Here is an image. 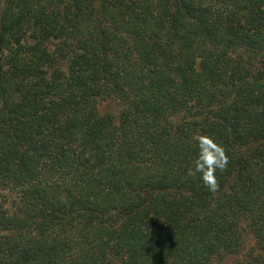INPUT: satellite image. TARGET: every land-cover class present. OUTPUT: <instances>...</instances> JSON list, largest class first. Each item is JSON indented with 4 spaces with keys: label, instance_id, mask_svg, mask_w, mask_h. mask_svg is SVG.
I'll list each match as a JSON object with an SVG mask.
<instances>
[{
    "label": "trees",
    "instance_id": "16d2710c",
    "mask_svg": "<svg viewBox=\"0 0 264 264\" xmlns=\"http://www.w3.org/2000/svg\"><path fill=\"white\" fill-rule=\"evenodd\" d=\"M0 264H264V0H0Z\"/></svg>",
    "mask_w": 264,
    "mask_h": 264
},
{
    "label": "clouds",
    "instance_id": "9594fccd",
    "mask_svg": "<svg viewBox=\"0 0 264 264\" xmlns=\"http://www.w3.org/2000/svg\"><path fill=\"white\" fill-rule=\"evenodd\" d=\"M197 154L192 166L186 169L189 177L198 176L209 192L218 190L217 173L228 166L229 159L222 145L208 135L196 134L194 137Z\"/></svg>",
    "mask_w": 264,
    "mask_h": 264
},
{
    "label": "rangeland",
    "instance_id": "374dc122",
    "mask_svg": "<svg viewBox=\"0 0 264 264\" xmlns=\"http://www.w3.org/2000/svg\"><path fill=\"white\" fill-rule=\"evenodd\" d=\"M112 104V106L115 108L116 105L114 103H110ZM109 103H105L103 106H110L112 108V106L110 105ZM248 243H251V240L248 242ZM244 257V251H242L238 256H236L235 258H233L234 261L238 260V259H242Z\"/></svg>",
    "mask_w": 264,
    "mask_h": 264
}]
</instances>
